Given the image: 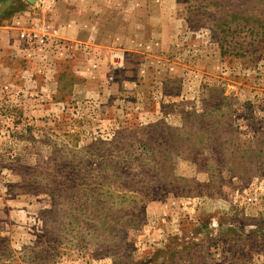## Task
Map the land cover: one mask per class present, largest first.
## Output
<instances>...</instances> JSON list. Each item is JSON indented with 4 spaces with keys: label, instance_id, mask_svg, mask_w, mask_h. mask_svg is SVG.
Masks as SVG:
<instances>
[{
    "label": "rangeland",
    "instance_id": "1",
    "mask_svg": "<svg viewBox=\"0 0 264 264\" xmlns=\"http://www.w3.org/2000/svg\"><path fill=\"white\" fill-rule=\"evenodd\" d=\"M35 1L0 0V264H264V0H85L82 41Z\"/></svg>",
    "mask_w": 264,
    "mask_h": 264
},
{
    "label": "crops",
    "instance_id": "2",
    "mask_svg": "<svg viewBox=\"0 0 264 264\" xmlns=\"http://www.w3.org/2000/svg\"><path fill=\"white\" fill-rule=\"evenodd\" d=\"M84 2L85 0L60 1L58 5H56V8L52 10L51 15L46 13L44 14L46 15L44 17L51 22L50 26L47 24L49 28L56 31L57 36L61 38H67L74 41L89 39V37L85 36V34L87 33H85V25L83 23L82 17L80 18L79 13L77 12L78 8L75 9L73 7L74 5L83 6ZM41 3V0H36L33 6L39 7ZM104 3L108 4L107 2ZM30 4L31 5H29V8L32 9V3ZM44 7L46 6H43V8ZM28 17V13L26 11H23L20 13H15L12 17L11 23L7 24L3 23L4 21L2 22V24L0 25V58H4V56L14 55L15 50V52L21 51L18 49L19 43H17L15 35L16 31L19 30L21 22H25L26 18ZM45 18H43V20H45ZM85 23L87 24L86 26L91 25L90 22L85 21ZM0 66L2 72H8L9 69L8 67H5L2 59H0Z\"/></svg>",
    "mask_w": 264,
    "mask_h": 264
},
{
    "label": "built area",
    "instance_id": "3",
    "mask_svg": "<svg viewBox=\"0 0 264 264\" xmlns=\"http://www.w3.org/2000/svg\"><path fill=\"white\" fill-rule=\"evenodd\" d=\"M20 38L27 45L44 46L47 41L45 35L32 30H25L21 32ZM1 129L2 128L0 126V133L2 132Z\"/></svg>",
    "mask_w": 264,
    "mask_h": 264
},
{
    "label": "water",
    "instance_id": "4",
    "mask_svg": "<svg viewBox=\"0 0 264 264\" xmlns=\"http://www.w3.org/2000/svg\"><path fill=\"white\" fill-rule=\"evenodd\" d=\"M24 1L29 2V3H32V0H24Z\"/></svg>",
    "mask_w": 264,
    "mask_h": 264
}]
</instances>
